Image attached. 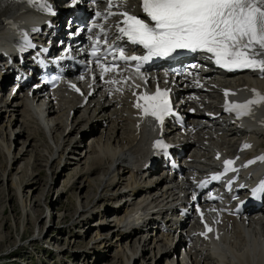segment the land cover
Returning <instances> with one entry per match:
<instances>
[{
    "label": "bare ground",
    "instance_id": "6f19581e",
    "mask_svg": "<svg viewBox=\"0 0 264 264\" xmlns=\"http://www.w3.org/2000/svg\"><path fill=\"white\" fill-rule=\"evenodd\" d=\"M13 1L11 0L8 4L0 6V45L11 39V34L8 31L9 25L22 28L30 22V15H28L26 7L21 3H13ZM132 6L131 3L129 8H132ZM133 11H137V8L135 7ZM196 57V62L193 64L195 67L192 65L190 70L197 75L195 79L203 82L195 91L199 94L205 93L208 95L202 97L207 99L205 100V107L214 108V104L210 102L215 101L216 103L219 89L222 86L227 89L228 95L225 96L229 99L243 97L249 93L250 88H257L264 94V77L257 79L246 74L220 77L217 71L212 74H204L201 72L200 67L203 64H207L208 59L202 55H197ZM198 64L199 67L196 68ZM164 79H166V76L161 70L146 73L142 77H129V82L126 84V92L123 95L124 98L118 100L121 102L120 107L116 106L117 100L114 96L105 97L103 93L99 92L100 84L98 83L90 86L93 89L96 87L97 96L89 98L84 103L64 100L65 87L58 89V94L51 97H43V94L38 92L32 93L31 97L27 93L20 94L15 92L10 94L8 92L5 100L0 102V114L9 115L10 123L19 125L17 129L20 132L17 136L21 140L25 138L26 141L22 143L23 149L15 156L11 153L12 147L4 143L3 129H0V142L3 143L2 146L7 155L5 170L1 173L3 184L7 181V176L11 174L12 167L22 160L21 157L32 151L38 155L37 163L39 164L44 162L42 158L46 156V161L43 165L45 170L51 169L49 168L50 165L56 160H60L59 164L61 165L63 154L69 155L67 160L71 161L64 163L65 166L75 167L74 173H78L82 166H85L84 173L88 177L97 175L100 171L102 173L95 180L87 178L90 184L95 185V192L94 197L91 195L89 201L88 198L91 193L88 192L83 198L87 201L85 206L82 205V198L79 195H75L77 209L74 216H64L61 219V222L68 219L73 221V224L67 227V232H72L74 228L79 227L83 221L91 219L92 216L98 213L103 215L109 211L107 206L103 210L100 206H97L99 204L95 201L98 199V201L104 202L105 200L115 201L116 203L110 207L112 209L117 205L112 213L115 218L113 229L110 232L113 235L109 239L106 237L103 239L107 241L109 246H119V243L123 241L132 243L134 236L146 234V238H143L142 247L138 246V240L134 242V250L132 247L129 248V242L125 248L118 247L119 252L115 254L114 260H119L122 263L117 261L114 264H130L135 262V260L141 261L142 254L147 251L151 253L153 249L154 252L156 251L154 259L160 256L159 262H161L163 259L167 260L173 257L178 247L183 249V258L187 257V261L184 260L183 264H264V204L259 208L262 216L244 220L247 215L243 214L241 215L242 219L237 222L229 218H222L223 227L221 231L219 229L215 234L207 235V238L199 236L195 229L196 217H194L192 211L186 212L182 217L176 214L175 211V206L181 202L187 193L189 182L186 179L183 181H161L164 186L161 191H158L157 186L160 182L158 184L153 183L152 179L147 176V169H143V162L150 153L149 142L153 137L154 130L149 119L142 120L137 131L136 127H132L131 123L134 122L135 112L131 110L126 97L132 88L140 87L146 82L155 80L163 82ZM166 80L169 84H176V86L173 85L174 89H177L180 85V81H177L176 77L167 76ZM87 88H84V92L87 91ZM3 94V92L0 94V98ZM18 99L21 102H17ZM20 108H22V111ZM186 109L187 107H183L182 113L186 114ZM70 111H72L73 115H71V121L69 122L66 119L70 116ZM75 112L78 115H75ZM77 116L79 118H76ZM202 117L203 115L194 113L189 116L184 127H176L166 123V136L168 138L172 137L174 142L180 140L182 142L180 146L183 145L182 149L188 148L191 150L189 156L191 160L185 164L187 170L185 178L197 173L196 169L203 167L198 162L199 159L204 160L206 164H216L218 159L213 158V156L223 154L225 149L228 148L234 150V164L241 173L244 170L241 168L244 154L247 152V148L244 147L246 140L248 138L251 139L256 146L261 144L257 141V135L260 130L257 129L256 124L253 122H264V102L253 106L249 115L234 118V123L229 121L231 117L221 116L220 118L208 119L211 120V123L207 125L202 122ZM73 119H75V122ZM82 122L83 125L78 126ZM30 124L40 128L45 134L46 139L50 142L47 146L37 145L36 134L29 132L28 126ZM60 124L63 126L59 130ZM89 127L90 131L98 130L101 132V136L98 140H93L94 138H92L93 143H91L88 151L90 153L86 157L84 155L81 156V153L79 156L74 157L73 155L76 154L75 151H78L80 142L74 138L70 141V144L66 145L65 143L69 142L66 139H70L73 131L78 133L77 131L80 130L82 131V133H79L80 136L81 134L85 135L86 128L89 131ZM241 139L243 140L242 149L237 151L236 147ZM26 146L32 150L28 151L25 148ZM216 147L217 150L214 152L209 150ZM198 153H200L199 156L197 155ZM82 158L84 159L81 162ZM85 159L86 162L83 163ZM24 168L25 166L20 164L16 169V174L11 176L12 188L16 189L17 203L21 214V218L18 220L21 224H19L20 229L22 228L21 230L29 222H33L35 228L40 220L52 218L48 211V206L47 211L40 213L38 210L39 208H44V203L42 204L44 195L36 197L34 200L32 199L31 202L29 197L26 198L24 196L23 190L28 189L27 193L34 195L42 183V180L40 178L37 179L38 177L36 178L34 175L21 182ZM20 174L22 175L21 177L18 176ZM81 174L83 176V172ZM70 185L71 182L69 183ZM47 187V185H44L45 189ZM82 190L80 189L81 192ZM50 191L52 190L50 189ZM63 194H66V192L62 191L61 196ZM61 196H58L57 200H60ZM90 205H93V207L90 208ZM122 208L124 212L121 215L116 214ZM35 210L37 215L33 214ZM130 215H135V219L130 220ZM28 217H30V220ZM45 228L46 225L38 236L34 234L30 243H40L38 242L41 241L39 236L42 240H47L48 244L54 243V241L50 243V236L44 235ZM102 228L103 225L98 227V229ZM158 232L160 234L156 236ZM17 236L20 238L21 232ZM8 238H0V253L6 248L9 241ZM112 240L113 243H111ZM18 244L19 248L24 249L29 246V243H23L21 240L18 241ZM41 244H44V242L41 241ZM96 245L94 244L93 247L87 246L88 250H84L80 255L95 254L94 248H96ZM68 250L67 248L57 252L60 255H64L69 252ZM6 255H8V252L0 255V259L6 257ZM173 263L174 261L170 260L167 264Z\"/></svg>",
    "mask_w": 264,
    "mask_h": 264
},
{
    "label": "snow or ice",
    "instance_id": "6c2138e0",
    "mask_svg": "<svg viewBox=\"0 0 264 264\" xmlns=\"http://www.w3.org/2000/svg\"><path fill=\"white\" fill-rule=\"evenodd\" d=\"M27 2L38 6L41 11L52 12L49 0H27ZM76 3L77 0H73V5ZM112 7V0H108L109 10L104 14L97 12L96 16L122 17L116 25L120 34L117 39L126 38L132 45L142 46L146 54L126 56L125 49L118 48V57L114 55L113 58L121 61H137V71L142 64L148 63L154 57L169 58L178 50H186L193 53L198 51L210 53L214 63L228 71L252 69L264 74V0H142V11L149 22L127 12L114 13L110 11ZM98 26L93 25L94 28ZM25 41L26 46H30L26 37ZM98 45V40L93 42L91 55L96 57V64L101 69V79H103L104 74L115 71L116 66L106 67L100 62L101 58L97 55ZM106 83L116 84L120 81L108 80ZM72 87L75 88V85ZM253 94V99L242 104L229 105L226 100L225 110L236 112L238 117L249 115L251 105L264 102V95L255 90ZM225 95L227 96L228 93L226 92ZM134 106L141 110L142 117H152L160 124L164 123L165 117L173 114L167 90H161L159 87L153 94L139 95ZM154 147L166 150L167 145L162 140H157ZM258 159L264 161V156ZM254 162L249 161L248 164ZM233 163L232 160L224 161L225 173L229 170L237 171L235 168H230ZM248 164L244 166L247 167ZM221 175H213L211 180H218ZM206 183L207 181L201 182L199 186L202 187ZM260 192H264V181L252 190L253 197L257 198ZM192 199L196 200L195 194ZM201 217L203 218L202 213ZM205 229L206 231L201 235L207 238V234L213 229L207 224Z\"/></svg>",
    "mask_w": 264,
    "mask_h": 264
},
{
    "label": "rangeland",
    "instance_id": "374dc122",
    "mask_svg": "<svg viewBox=\"0 0 264 264\" xmlns=\"http://www.w3.org/2000/svg\"><path fill=\"white\" fill-rule=\"evenodd\" d=\"M6 94H8V90H7V93H5L1 96L0 102H1V100H5ZM17 102H21V100L18 99ZM20 110L22 111V108H20ZM0 115H1L0 116V129H3V133H4V140L3 139L2 140L9 147L10 146L12 147L11 153L13 155L17 156L19 151L21 149H23L22 143H24L26 140H25V138L22 140L19 139V137L17 136V134L20 132V130L17 129V128H19L18 127L19 125L18 124L15 125V123H12V122L10 123L9 115H7V114L5 115V113H3V115L2 114H0ZM79 116H77L76 118H79ZM6 119L9 121H6ZM75 119H73L74 122H75ZM90 127H89V131H90ZM101 131H102V129H101ZM29 132L36 134L35 139H37V141H36L37 145L41 144L42 146H44V145L47 146L48 143H50V142H48V139H46L47 137L40 130V128L35 127L34 125H30L29 126ZM100 133L101 132H99L97 134V131L96 132L94 131V133L87 134L86 136L82 137L81 140L76 138L77 134H79V133H74V135L72 134L70 136V139H66L69 142L65 143V144L66 145L70 144V141L72 139L76 138L77 139L76 141L80 142V144H79L80 146H78L79 147V149H78L79 153H82L81 155L82 156L84 155L86 157V155L90 153L88 151L90 150L91 143H93L91 138H94L93 140H98V138L101 136ZM9 134H11V135H9ZM81 135L83 136V134H81ZM94 136H96V137H94ZM89 139H91V141H90L89 145H87ZM46 141H47V143H46ZM2 145H3V143L0 142V238L9 237L8 238L9 241H8V244L6 245V248H4L2 250V252L0 253V255H2V254L4 255L8 252V255H6V257L0 259V264H15L13 262V260L17 261V264H18L20 261H24L25 259H28L27 260L28 264H38L37 261H34L33 259L30 260V256L31 257L34 256L35 253H36L35 256L37 257L38 261L40 262L41 260H44L45 264H83L84 259L88 258V257L90 259H87V260H90V262H88L87 264H114L117 261H119V260H116V261L114 260L115 254L117 252H119V248L117 246L106 248V246H109V244L107 245V243H106L107 241L103 240L106 237L105 235L99 236V237H101V239L99 238L96 240L94 238H97V236L93 237V236H95V234H104L105 231H107V230L110 231L109 229H113V227H112L113 221L111 222L110 221L111 218H108V216H110L113 213L112 211H110L106 214L104 213L103 216L99 213L95 216H92L91 219H89L87 221H83L79 227L74 228V230L70 233H68L66 229L68 226L73 224V221H70L71 219H68V220H64L63 222H61V219L64 216H74L75 211L77 209L76 208L75 195H79L82 198V200L81 199L80 200L82 201L83 206H85L87 204V201L83 198L86 196V194L88 192L91 193L89 198H88V201L91 199L90 198L91 195H92V197H94L95 185L90 184L88 182L87 178H90V180H95L97 177L101 176V173H102L101 171L97 175H94L92 177H88V175L84 173L85 166H82L83 171H82V169H80V171L78 173H74L75 167L65 166V163H64L67 161H71L69 159L67 160V156H69V155H65L64 157L62 156L63 162H61V165L59 164L60 160H56L52 165H50L49 168H51V169L48 168L50 171L45 170L43 165L45 164L46 156H43V158H42L44 160V162L39 164V163H37L38 155L32 151L31 153L27 154L26 156L21 157L22 160H20L18 164H15L12 167V171L10 170L11 174L10 175L8 174L9 175V176H7L8 179L5 182V184H3L1 173L3 170H5V166H6V162H7L6 161L7 155H6L5 149L3 148ZM25 148L28 151L32 150L30 147L27 148V146ZM25 148H24V150H25ZM80 148H81V150H80ZM78 151H75L76 154L78 153ZM84 152H85V154H84ZM76 154H74L73 156L74 157L77 156ZM70 157H71V155H70ZM31 159H32V161L30 162ZM83 159L84 158L81 159V162ZM85 162H86V159L83 161V163H85ZM20 164H23L25 166V168L22 172L23 177H21L22 176L21 174L18 175L21 177V182L29 179L28 177H30L31 175L32 176L34 175L36 178L38 177L37 179L40 178L42 180L41 186H39L40 188L38 187V191L34 195H32L31 193L30 194L27 193L28 189H25V190H23L24 196L26 198L29 197V200L31 202L32 199L34 200L36 197L38 198L41 195H44V198L42 201V204L44 203L43 204L44 208H41V209L39 208L38 210L40 211V213H42V212L48 210V208H47V206H48L49 207L48 211L50 212L51 217H52L49 220L48 219L40 220L38 225L35 228H34V223L29 222L28 224L25 225V228H24L25 230L23 229L24 231L21 230L22 228L20 229V226H19L20 223L18 221L21 218V214H20L18 203H17L16 189L12 188V184H11V176L16 174V171H17L16 169L19 167ZM61 166H62V170H61ZM81 172H83L84 177L82 176ZM72 180H75V181H72ZM70 182H71V185L69 186ZM44 185L48 186L47 189L44 188ZM50 189L52 191L49 192ZM80 189H83L82 192L80 191ZM62 191L66 192V194H63V196H61ZM58 196H61L60 200H57ZM95 202L97 204H99L97 206L98 207L100 206L101 208L104 207L105 203L106 204L108 203L107 206L108 205L111 206L112 204L116 203L115 201L113 203L111 201H105V202L104 201H98V199ZM92 207H93V205H90V208H92ZM36 208H37V206H36ZM122 212H123V209L119 210L117 212V214H122ZM33 214L37 215L36 210L34 211ZM113 216L114 215L112 214L110 217H112L114 219L115 217H113ZM28 219L30 220V217H28ZM99 221H103L102 222L103 228L101 230H98V227L100 225H102V223ZM45 225H46V228L44 229L45 231L43 232L44 235L47 234L48 236H50V238H51L50 243H52L51 241H54V243H52L54 246L53 248H55V249H53L54 252L52 253L54 256L52 254H50L49 251H46L45 253L42 252L39 244L30 243L31 240L33 239V235L35 234L36 236H38V234L45 227ZM93 228L95 230H98V231H95ZM20 232H21V236L19 238L17 235ZM112 235H113V233H112ZM154 235H155V233H154ZM102 236H105V237H102ZM110 236H111V232L108 233L107 238H109ZM74 238H76V240H78V238H79V241H74ZM143 238L144 239L146 238V234L143 233L140 235H136L133 237L132 243H130V241H123V242L119 243V247L125 248V246H127L128 242H129V248L132 247V249L134 250L133 245H134L135 240H138V246L142 247L143 242H144ZM20 240L23 243H26V244L29 243V246L25 247V249L19 248L18 241H20ZM101 240H103V241H101ZM99 241H101L102 243H97ZM94 242L96 244H98L97 248H95L96 252L94 251L95 254H93V255L90 254L87 256L80 255L85 250V248L87 246L93 247L95 244ZM52 244H51V246H52ZM67 248L69 249L68 253H66L64 255L58 254L57 251H62L63 249H67ZM86 249H88V248H86ZM32 251H33V253H34V251H36V252L34 254H31ZM39 251H41V252H39ZM76 251H78V252L81 251V252L78 253ZM38 253H40V254H38ZM149 253L150 252L142 254V258H141L142 260L141 261L135 260V262H131L130 264H143V263H145V264H167L170 262V260H173V257H171L172 259L169 258L167 260H164V261L162 260L161 262H159L160 258H161L160 256L158 258L156 257V259H154V256H156V251L154 252L153 256H152V253L151 254H149ZM76 254L77 255L79 254V256H77ZM38 255H40V257H38ZM76 256H77V258H76ZM80 256H83V257H80ZM151 256H152V259L155 260V262H154V260H151ZM180 258L181 257H177L176 259L179 260ZM82 259H83V261H82ZM186 259H187V257L185 256L184 260L187 261ZM73 260H74V262L71 263ZM93 261H95V262H93ZM157 262H159V263H157ZM23 263H26V262H21V264H23ZM119 263H122V262L119 261Z\"/></svg>",
    "mask_w": 264,
    "mask_h": 264
}]
</instances>
